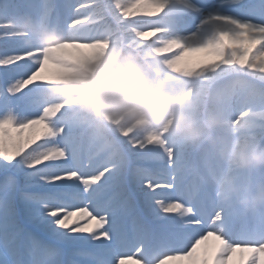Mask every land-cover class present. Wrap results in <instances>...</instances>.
<instances>
[{
	"label": "snow or ice",
	"instance_id": "snow-or-ice-1",
	"mask_svg": "<svg viewBox=\"0 0 264 264\" xmlns=\"http://www.w3.org/2000/svg\"><path fill=\"white\" fill-rule=\"evenodd\" d=\"M0 40V264H264V217L204 179L231 168L64 87L128 51L186 111L264 143V0H0Z\"/></svg>",
	"mask_w": 264,
	"mask_h": 264
},
{
	"label": "clouds",
	"instance_id": "clouds-1",
	"mask_svg": "<svg viewBox=\"0 0 264 264\" xmlns=\"http://www.w3.org/2000/svg\"><path fill=\"white\" fill-rule=\"evenodd\" d=\"M30 30L35 43L55 42L50 34ZM64 87L80 99L82 110L95 116L122 117L125 123L143 117L153 127L167 126L170 135L208 153L221 169L233 170L204 175L226 209L237 216L264 217V175L259 174L264 171V143L227 135L212 113L197 116L186 111L182 98L147 75L134 53L107 58L88 84Z\"/></svg>",
	"mask_w": 264,
	"mask_h": 264
},
{
	"label": "trees",
	"instance_id": "trees-1",
	"mask_svg": "<svg viewBox=\"0 0 264 264\" xmlns=\"http://www.w3.org/2000/svg\"><path fill=\"white\" fill-rule=\"evenodd\" d=\"M20 2H23V0H20ZM57 3H61L63 2V0H56ZM12 44L11 42L9 43V41H5V40H0V51H3L6 47H11Z\"/></svg>",
	"mask_w": 264,
	"mask_h": 264
},
{
	"label": "rangeland",
	"instance_id": "rangeland-1",
	"mask_svg": "<svg viewBox=\"0 0 264 264\" xmlns=\"http://www.w3.org/2000/svg\"><path fill=\"white\" fill-rule=\"evenodd\" d=\"M213 2H215V0H213ZM33 39H35L34 37H33ZM11 41H9V43H10ZM158 192L160 191L159 189L157 190Z\"/></svg>",
	"mask_w": 264,
	"mask_h": 264
}]
</instances>
